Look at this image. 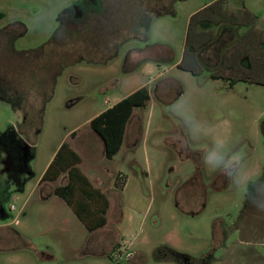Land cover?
I'll use <instances>...</instances> for the list:
<instances>
[{"label":"rangeland","instance_id":"rangeland-1","mask_svg":"<svg viewBox=\"0 0 264 264\" xmlns=\"http://www.w3.org/2000/svg\"><path fill=\"white\" fill-rule=\"evenodd\" d=\"M122 1L0 0V30L16 51L35 50L61 23L107 27ZM210 1L174 0L173 15L156 17L143 0L127 38L96 62L63 67L48 101L7 73L0 54V264H264V85L177 68L188 20ZM243 2L263 29L264 0ZM143 49L169 57L149 70ZM143 86L150 100L106 160L89 122ZM63 142L109 199L96 232L52 194L65 176L37 186Z\"/></svg>","mask_w":264,"mask_h":264},{"label":"trees","instance_id":"trees-1","mask_svg":"<svg viewBox=\"0 0 264 264\" xmlns=\"http://www.w3.org/2000/svg\"><path fill=\"white\" fill-rule=\"evenodd\" d=\"M142 2L123 0L120 5L124 10L119 11L107 27L98 30L92 28L88 18L80 23L79 30L61 23L43 46L30 51H16L11 31L0 30V54L7 63L4 70L7 73L17 70V80L27 87L28 93H48V101L55 78L63 67L79 59L96 62L103 58L100 56L110 45L115 49L127 38L121 36L128 30L127 23L139 18L141 11L137 8ZM147 3L150 8L143 13L174 14V0H147ZM142 52L143 61L156 66L169 57L168 53L151 56L147 49ZM177 68L197 77L207 73L209 79L227 82L230 87L236 83L264 85V22L263 29H258L256 16L245 8L243 0H211L188 20L184 50ZM4 91L8 92L7 89ZM5 97L2 99L11 102ZM149 100L147 88L140 87L90 120L89 128L100 138L106 160H112L119 153L134 110L146 108ZM81 160L68 143H61L39 183H54L65 176L64 183L55 185L52 194L70 209L88 233H93L107 224L110 202L81 171Z\"/></svg>","mask_w":264,"mask_h":264},{"label":"crops","instance_id":"crops-1","mask_svg":"<svg viewBox=\"0 0 264 264\" xmlns=\"http://www.w3.org/2000/svg\"><path fill=\"white\" fill-rule=\"evenodd\" d=\"M209 3H210V2H209ZM209 3H208V4H209ZM205 5H207V4H205ZM156 17H157V16H156ZM147 63H148V64H146L145 67L148 68V69L150 70V63L152 64V62H149V61H148ZM130 94H131V93H130ZM128 95H129V94H128ZM128 95H127V96H128ZM125 97H126V96H125ZM122 99H123V98H122ZM118 101H120V99H119V100H116L114 103L108 105V106L106 107V109L109 108V107H111L112 105H114V104L117 103ZM107 103H108V102H107ZM106 109H105V110H106ZM103 111H104V110H103ZM134 112H135V110H134ZM134 112H133V114H134ZM129 121H130V120H129ZM127 125H128V124H127ZM126 128H127V127H126ZM125 133H126V130H125ZM124 137H125V136H124ZM60 145H61V143L59 144V146H60ZM102 145H103V144H102ZM122 145H123V144H122ZM59 146L56 148L55 152L57 151V149L59 148ZM121 149H122V146H121ZM121 149H120V150H121ZM55 152H54V153H55ZM119 152H120V151H119ZM53 156H54V154L52 155V157L50 158V160L48 161V163L46 164L45 167H47V165L49 164V162L51 161V159L53 158ZM44 171H45V168H44ZM42 174H43V173H42ZM42 174L40 175V178H41ZM40 178H39V180H38V182H37V186H38V184H39ZM88 178H89V180L91 181L90 177H88ZM61 184H62V183H61ZM41 195H42V192H41Z\"/></svg>","mask_w":264,"mask_h":264},{"label":"flooded vegetation","instance_id":"flooded-vegetation-1","mask_svg":"<svg viewBox=\"0 0 264 264\" xmlns=\"http://www.w3.org/2000/svg\"><path fill=\"white\" fill-rule=\"evenodd\" d=\"M58 27H59V25H58ZM58 27H57V28H58ZM123 141H124V140H123Z\"/></svg>","mask_w":264,"mask_h":264}]
</instances>
